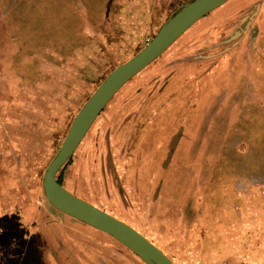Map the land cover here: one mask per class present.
Here are the masks:
<instances>
[{
    "label": "rangeland",
    "instance_id": "374dc122",
    "mask_svg": "<svg viewBox=\"0 0 264 264\" xmlns=\"http://www.w3.org/2000/svg\"><path fill=\"white\" fill-rule=\"evenodd\" d=\"M192 1L0 0V204L21 187L30 206L23 230L0 220V264H38L37 255L51 264V245L33 232L51 223L98 236L75 264H145L50 205L42 180L107 75ZM192 31L117 94L58 177L175 264H230V243L241 255L245 242L264 264V69L245 73L246 86L239 75L224 88H193L200 72L184 63L198 47Z\"/></svg>",
    "mask_w": 264,
    "mask_h": 264
},
{
    "label": "crops",
    "instance_id": "0c3cea01",
    "mask_svg": "<svg viewBox=\"0 0 264 264\" xmlns=\"http://www.w3.org/2000/svg\"><path fill=\"white\" fill-rule=\"evenodd\" d=\"M171 1L173 2L171 3ZM181 1L185 0H168V4L171 6V4H179ZM185 5L184 3L181 6ZM190 30H193L189 35L190 40L195 41L198 47L193 53L187 47L184 63L187 69H193L191 72H200L197 80L195 77L192 78L195 79L191 85L193 88L207 87L208 85L211 90L224 88L230 81V77L232 79L239 75L242 76V82L246 86L248 81H246L245 73L251 71L261 73L264 69V0H231L202 19ZM234 57L238 62H235ZM230 59L233 62H230ZM205 66L207 68L203 69ZM183 77H180L179 81H184ZM203 82L205 83L202 84ZM176 101L173 102L177 103ZM187 102L196 103L197 101L189 99ZM19 189L18 193L13 192L14 199L12 201L4 199L0 204V219L15 218L19 222L17 229L23 230L25 226L21 222L24 221V215L30 206L24 204L23 201L26 196L22 195H26V192L21 187ZM38 231L44 235L55 254L62 258L67 256L70 259L69 256L73 255L74 258L87 259L84 255L87 253L89 244L91 242L98 243L96 239L92 238H98V236L82 225L61 226L51 223L45 225L44 229L33 232L35 234ZM75 232L77 234H74ZM247 245L245 242L242 250L239 249L241 253L239 255L234 244L230 243V252L234 255L238 254L237 259H230V264L262 263L250 256L251 249H248ZM162 252L166 255L164 251Z\"/></svg>",
    "mask_w": 264,
    "mask_h": 264
},
{
    "label": "water",
    "instance_id": "95a60500",
    "mask_svg": "<svg viewBox=\"0 0 264 264\" xmlns=\"http://www.w3.org/2000/svg\"><path fill=\"white\" fill-rule=\"evenodd\" d=\"M231 0H194L172 15L153 40L137 55L110 72L73 120L56 155L43 175L46 200L65 215L127 247L145 264H175L134 228L95 205L75 196L59 183L58 174L75 155L89 131L117 94L161 58L202 19Z\"/></svg>",
    "mask_w": 264,
    "mask_h": 264
},
{
    "label": "flooded vegetation",
    "instance_id": "af4514ba",
    "mask_svg": "<svg viewBox=\"0 0 264 264\" xmlns=\"http://www.w3.org/2000/svg\"><path fill=\"white\" fill-rule=\"evenodd\" d=\"M72 159V158H71ZM71 159H70V161H71ZM69 161V162H70ZM68 162V163H69ZM67 163V164H68ZM66 164V165H67ZM65 168V167H64ZM63 168V169H64ZM62 169V170H63ZM61 172V171H60ZM58 179H61V177H58ZM1 220V219H0ZM16 224H17V228H18V225H19V222H18V220H16ZM3 229H1V231H2ZM4 231V230H3ZM36 234V233H35ZM40 234V233H39ZM18 243H19V247H20V249L19 250H16L17 252H19V256H21V259H25L26 258V255H27V253H26V249L28 248V245L29 246H32V244L31 243H28L27 242V238H26V235L25 234H23V237H22V239L20 240V241H18ZM13 244V243H12ZM10 247H14L13 245L11 246L10 245ZM51 248H52V246H51ZM48 251H50V249L48 250ZM52 254H50V258L51 259H53V261H51V264H59V259H68V257L67 256H65V257H58L56 254H55V252L52 250V252H51ZM8 255V254H7ZM43 255V254H42ZM10 258V257H9ZM69 260L71 261V259H72V261H71V263H73V264H75V258L73 257V255L71 256H69ZM37 259H38V264H41V259H43V257L42 256H40V257H38V255H37ZM40 259V260H39Z\"/></svg>",
    "mask_w": 264,
    "mask_h": 264
},
{
    "label": "trees",
    "instance_id": "16d2710c",
    "mask_svg": "<svg viewBox=\"0 0 264 264\" xmlns=\"http://www.w3.org/2000/svg\"><path fill=\"white\" fill-rule=\"evenodd\" d=\"M59 183H60L61 185H63V182H62V180H61V179H59Z\"/></svg>",
    "mask_w": 264,
    "mask_h": 264
}]
</instances>
